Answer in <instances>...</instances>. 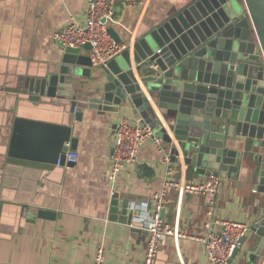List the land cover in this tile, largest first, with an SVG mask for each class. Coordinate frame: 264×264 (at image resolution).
Wrapping results in <instances>:
<instances>
[{"label":"crops","instance_id":"obj_1","mask_svg":"<svg viewBox=\"0 0 264 264\" xmlns=\"http://www.w3.org/2000/svg\"><path fill=\"white\" fill-rule=\"evenodd\" d=\"M194 1L117 3L107 30L113 40L115 35L131 46L132 62L134 43ZM72 20L84 26L86 0H0V264H93L99 246L105 250L104 264H142L147 234L136 218L153 210L152 196L165 179L163 154L148 141L115 180L108 174L113 125L121 119L144 124L122 108L117 114L87 107L71 114V105L35 103L22 93L30 79L59 64L62 49L53 34ZM96 76L79 77L87 83L80 87L79 104L86 105V94L100 85ZM135 78L147 96L136 73ZM61 126L70 127L75 147L69 152L77 155L74 164L63 167L49 162L53 135ZM170 163L179 181L198 184L207 176L183 162ZM113 201L133 213L130 225L122 215L110 219ZM140 207L145 210L137 211ZM162 218L194 239L168 238L155 264H209L198 240L209 219L249 225L247 244L240 245L232 264H262L264 236L253 229L258 230V220L264 223V189L246 180L245 172L234 180L220 179L212 216L206 215L202 196L171 191Z\"/></svg>","mask_w":264,"mask_h":264},{"label":"water","instance_id":"obj_2","mask_svg":"<svg viewBox=\"0 0 264 264\" xmlns=\"http://www.w3.org/2000/svg\"><path fill=\"white\" fill-rule=\"evenodd\" d=\"M60 48L59 64L28 81L22 93L29 101L71 105V114L85 107L102 115L129 110L152 128L172 163L220 179L245 172L264 189V0H195L132 45L133 63L129 45L100 67L81 53L89 44ZM93 72L100 85L86 94V105L79 104L87 84L79 77L90 79ZM56 128L49 162L59 158V166H70L71 129ZM111 205L110 219L122 215L130 225L133 213L118 201ZM253 231L264 236V227ZM246 244L245 236L240 245ZM239 252L236 247L229 264Z\"/></svg>","mask_w":264,"mask_h":264},{"label":"built area","instance_id":"obj_3","mask_svg":"<svg viewBox=\"0 0 264 264\" xmlns=\"http://www.w3.org/2000/svg\"><path fill=\"white\" fill-rule=\"evenodd\" d=\"M142 0H86V20L84 26L72 20L63 30L53 34V40L62 47L78 49L85 44L90 45L87 54L92 67L105 66L108 61L118 56L127 46L115 42L107 30V22L114 16L117 3L132 6ZM116 144L111 157L109 179L115 180L123 167L137 161L139 149L148 141L157 146L163 154L165 162V179L162 187L152 196L153 210L148 216L138 214L136 221L147 234L142 264H155L158 252L164 247L168 238L194 239L186 233L176 232L162 218V212L168 202L171 191L200 195L204 199L206 215L212 216L220 178L209 173L198 184L179 181L173 177V168L169 156L155 137L149 125H131L121 119L114 129ZM68 146V144H67ZM77 155L73 152L65 154V163L74 164ZM60 159L56 161L59 166ZM145 208H137L144 211ZM257 227H264L262 220L256 222ZM249 225L231 220H207L203 223L204 236L198 238L202 243L209 264H229L233 251L240 247V239L249 231ZM105 250L99 246L95 251L93 264H104Z\"/></svg>","mask_w":264,"mask_h":264}]
</instances>
